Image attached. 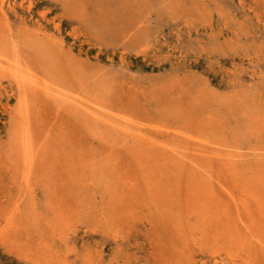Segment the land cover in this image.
Segmentation results:
<instances>
[{
    "label": "rangeland",
    "instance_id": "obj_1",
    "mask_svg": "<svg viewBox=\"0 0 264 264\" xmlns=\"http://www.w3.org/2000/svg\"><path fill=\"white\" fill-rule=\"evenodd\" d=\"M17 1L19 16L16 19L28 24L31 31L43 28L50 35L46 36L48 49L44 51L53 68L62 64L56 70L59 72L61 68L63 77L71 75L66 77L67 80L64 77L70 85L69 95L75 97L79 92V84L73 79V74L85 73L84 77L90 79L94 87L101 86L104 90L106 103H110V111L113 112H109L110 116L117 120L112 130L117 129L111 131L108 127L111 131L108 134L113 132L116 136L112 134V139L104 135L106 138L102 141L98 138V143L93 129L99 126V122L87 114L89 111L83 110L81 105L80 108L79 104L75 108L77 102L73 100L65 103L63 108L62 102L51 100L42 90L28 88L30 100L33 99L32 130L35 131L36 142L46 143L47 136L54 139L46 144L47 160L41 164L44 172L47 171L46 187L52 196L47 192L38 194V197L42 203L52 197L71 216L66 219L70 224L69 239L71 246L82 255L80 260L91 252L97 264H216L213 251L203 248L201 242L195 243L190 229L183 226L188 231L181 233L175 216L165 213L164 208L155 204L149 194V183L157 177L151 178L150 174L157 163L154 158H160V153L164 155L171 146L185 154L184 159L176 162L187 173L195 148H200L206 140L212 146L217 137L223 140L227 133L214 137L213 132L203 128L208 114L218 107L217 100L236 95L241 89L242 94L247 92L244 94H248L249 101L257 103L254 101L255 93L260 91L261 94L256 96L258 102L261 96L264 98V0ZM51 40L61 43L56 45L50 43ZM39 46H23L20 50L25 63L41 78L44 73ZM62 48L69 52L63 53ZM65 61L70 63L65 64ZM4 81L0 84V214L3 215L13 209L23 188H19L21 178L16 176L22 175L20 171L23 168L20 170L17 164H12L6 145L21 122L16 112L19 88L14 82ZM74 84L76 87L72 86ZM39 94V100L46 96L44 100H51L48 102L50 105L53 103L52 106L48 103L47 106L43 98L38 105L39 100L33 97ZM57 105L59 110L55 108ZM220 111L230 116L231 122L226 125L231 129L229 127L226 132L231 133L228 141L233 144L236 141L232 131L235 121L229 108L220 107ZM74 112L79 117L82 115L83 120L80 121ZM93 122L94 125L89 124ZM120 125L126 127L121 128ZM91 132L93 136H90ZM117 137L121 138V144ZM252 142V139L242 141V147L235 152L249 153ZM94 148L100 149V153ZM157 150L160 153L152 157L155 154L152 151ZM102 152L107 156L98 160L101 157L97 156ZM152 158L155 163H152ZM211 160L216 161L215 157ZM95 162L101 163L97 164L96 175L92 170ZM92 178L96 183L98 180L104 183L97 186L92 183ZM212 179L216 191L224 196L218 176ZM221 180L227 183V180ZM109 183L112 185L110 189ZM77 208L83 209L85 219ZM95 209L98 211L96 214ZM91 213L100 215L95 220ZM90 218L95 220L93 227ZM0 219L4 220L2 216ZM26 241L28 236L23 239ZM7 244L0 239V264H31L29 258L21 256ZM59 244L56 243L54 248ZM261 257L257 255L254 264H264V257ZM71 258L76 260L73 256ZM227 263V260L223 261V264Z\"/></svg>",
    "mask_w": 264,
    "mask_h": 264
},
{
    "label": "bare ground",
    "instance_id": "obj_2",
    "mask_svg": "<svg viewBox=\"0 0 264 264\" xmlns=\"http://www.w3.org/2000/svg\"><path fill=\"white\" fill-rule=\"evenodd\" d=\"M31 8L32 6H30V9ZM18 16L17 0H0V84L5 82L4 79H7V81L14 82L15 85L19 88V107L16 109V112L21 118L20 126L18 127L19 129L11 136L10 141L6 145L8 146V151L11 154V156L9 154L8 155L12 159L10 160L12 161V164H17L20 170L21 168L24 169L20 171L22 175H19L21 176L16 175L17 177L21 178V180L18 182L19 188H23L21 189L19 197L17 195L18 199H16L13 209L4 215L3 213L0 214V217L2 216V218H4V220L0 219L2 220V222H0V239L3 240L6 244L8 243L7 245L11 249L17 250V252L21 256L29 258L31 264H97V262L94 261L91 252H88L87 255H85L84 258L80 260L82 255L77 248L71 246L69 239L70 235L68 232L70 224L66 220L69 219L68 217L70 215L68 216V214L61 209L60 205H58V202L54 201L52 197L50 198L51 200L48 199L47 202L44 203H42V201L38 197V194L40 193H51L50 191H47L46 187L47 171L46 173L44 172V168H42L41 164L47 160V151L45 150L46 144L51 141L53 142L54 139L51 136H47L45 140L46 143L38 144L36 142L33 135L35 131L33 132L32 130L33 120L31 101H33V99L30 100L28 88L42 90L51 100L62 102L61 106H63V108L65 106V103L68 104L69 101L73 100L77 102L75 104V108H77V104H79V107L81 105L83 110L89 111V113L87 114H90V117L99 122V126L96 127V129L92 128L93 134L96 137L95 140L97 139L98 143H100V139L102 141V139L106 138L104 135H109L110 138H112V134L116 136V133L114 134L113 132L111 135L108 134V131H110L108 130V127L109 129H111V131H114L116 127L113 130L112 127L115 126L114 124L117 120L116 118L114 120V117L110 116V113L113 112H111L112 110L110 111V103H106L104 90L101 88V86L95 85L94 87L90 83V79L84 77L86 75L85 73L81 74V72L78 71L79 73L76 72V74H73V79L76 80V82L79 84V92L76 93L77 95L71 92L72 95L75 94L77 97L69 95L71 91L70 85L65 82V75L63 77L64 73L62 74V71L60 72V70L62 69L60 68L59 72L56 70L59 69L58 67L62 64L59 63L60 65H57L58 67L56 69L53 68V66L49 63L50 57L46 54L47 52L44 51L48 49L46 36L48 35L50 37V35L47 34L43 28H38L35 31H31L28 24L19 22L16 19L18 18ZM51 38L54 39V37L52 36ZM51 42L56 43V45H59L58 43H61L57 40H51L50 43ZM34 44L38 46L40 45L39 57L41 58V68L44 73L41 78L40 76H37L35 74L36 72H33L31 67H28L27 63H25L21 55L20 49L23 46ZM60 46L62 45L60 44ZM58 51L62 52L60 50ZM63 51V53H65L66 50L63 49ZM67 52L69 51H66V53ZM25 59L27 58L25 57ZM66 62L69 61H65V64ZM71 71L70 73H72ZM67 74L69 75V73ZM66 77L65 79L67 80ZM69 79L70 81L72 80L71 77ZM74 80L71 82H74ZM72 86L76 87L75 84ZM77 89L78 88H76V90ZM241 90H239V93L237 92L236 95L234 94L233 96L224 97L220 100H217L218 107L215 109V111L208 114V118L205 120L203 128L213 132L214 137L216 136V134L217 136L218 134L222 133L227 134H224L223 140H219V137H217V141L215 142L214 146L211 145L209 140H206V143L203 142V145L200 146V148H195V153L193 154V156H191L189 161L191 166L187 173L184 172V168H181L177 165L176 161L185 158V154L178 150V148L175 149V147L171 146V148L167 149V153L164 151V155H161L160 151L158 152V150L156 152L152 151L155 153L154 155L151 152V154L153 155L152 157H155L157 152L160 153V156L158 155L160 158H154L156 159L157 163L155 165L156 167H152V169H154L150 175L151 178L152 176L157 178L149 183V194L152 196L155 204L158 207L164 208L163 210H165V213L175 216L179 231L181 233H184L187 229H190L195 237V243L201 242L203 244V248L213 251V255L216 259H214L216 261V264H223V261L226 260L228 261L227 264H254L257 255L259 257L262 256L261 258L264 257V143H262L264 141V98L263 96H261L262 98H260L259 96L258 98H260V101L258 102L259 99H257L256 96L258 93L260 95L261 91L258 92L257 90L258 93H255L256 99H254V101H257V103L252 102V100L249 101L247 97L248 94H244L247 92H244L242 94L243 91ZM40 95L41 94H39L38 96L36 95L37 97L33 98L35 100H39V97H41ZM46 96L45 98H43L42 96L43 100H46ZM42 98L37 101L38 105L40 104ZM51 100L48 101L51 103ZM48 101H45L47 106L49 104ZM56 102L54 104H56ZM52 104H49V106H52ZM57 107L58 105L55 107L56 110ZM220 107L229 108V110L231 111L230 115L235 121V125L232 126L234 127L232 131L234 135L233 138H235L236 141L232 142L233 144H230V142L228 141L230 132H226L230 127L226 125L228 122H231V119L229 118L230 116L228 115V117L226 115H223L220 111ZM54 113H56V111ZM58 114H55V116H58ZM77 116H73V118ZM80 116L82 117V115ZM81 117L78 116L77 118H79L80 120ZM60 120L63 121L61 117ZM82 120L83 119H81L80 121ZM89 124L94 125V122L93 124ZM125 125H122L123 128ZM63 126L65 125L63 124ZM224 126L227 127L224 128ZM105 128H107L106 132H104ZM120 133L122 132L119 131V134ZM91 135L92 132L90 133V136ZM98 138L100 139L98 140ZM118 139V143L121 144V138ZM249 139H252L253 141V144L250 147V152L245 154L236 153L235 150L242 147V141H246ZM113 142L115 141L113 140ZM256 142L257 144L256 146H254ZM4 143L5 142H2V144ZM101 143L104 144L103 142ZM120 144L115 143L114 145L120 146ZM107 145L110 144L107 143ZM165 148L164 150H166ZM56 149L54 148L55 151ZM96 149L97 148H94V150ZM230 149L233 150L231 151ZM59 153L60 152H58V154ZM102 153L100 156H97L98 158L101 157L98 160H103V156H107V154ZM47 154H49V151ZM90 156L89 158H92ZM111 157L112 156L110 154L109 158ZM148 157L150 158V156ZM214 157L216 161L212 162L211 159ZM50 159L49 162L53 160ZM3 162L4 161H2V163ZM52 162L51 163L55 167L54 161ZM137 162H139V160ZM98 163L100 162H95L92 164V170L96 171L95 175L97 173L96 169H98V165L101 164ZM152 163H155L154 160ZM76 165H78L77 162ZM51 166L49 168H51ZM184 167H186V165ZM136 172H138V169ZM137 175L138 174H136V176ZM216 175L218 176V179H220L219 186H221L222 191H224V196L222 194L220 195L216 191V188L212 183V180L215 179H212V177ZM137 177H139V175ZM221 179L227 180V183H222L223 180ZM92 183L100 186L104 182L102 180H98L96 183L93 179ZM107 186L110 189L112 185L109 183ZM226 195L228 197H226ZM65 199L67 201L66 197ZM90 203H92V201ZM95 206H97V204ZM74 207L76 206L74 205ZM81 210L78 209V211L83 214V211ZM73 212H76V210ZM97 212L98 211L95 209V214ZM70 213L71 212H69V214ZM95 214L93 215L91 213V215H93L94 219L96 220L95 217L98 214L96 216ZM83 216L84 214L82 215V218L85 219L84 217H86V215L84 217ZM91 218L90 223L95 221H92ZM84 221L85 220H83V222ZM87 222L89 221L87 220ZM94 223H92V227L94 226ZM80 224L82 226L84 225L83 223ZM183 226L187 229H185ZM73 227L76 226L73 225ZM92 227L91 229H93ZM74 230L75 229H73V231ZM98 230H100V227ZM197 234H199V236L202 235V237H197ZM188 235H190V233ZM25 236H28V241L23 242ZM188 237L189 236H186V239H189ZM191 237L192 236L190 235V238ZM190 241L193 240L191 239ZM58 242H60L59 247L55 249L54 246ZM186 244H188V240H186ZM194 252L195 251L193 249V253ZM71 256L76 258V260H72Z\"/></svg>",
    "mask_w": 264,
    "mask_h": 264
}]
</instances>
